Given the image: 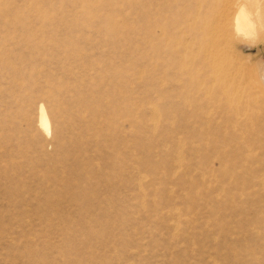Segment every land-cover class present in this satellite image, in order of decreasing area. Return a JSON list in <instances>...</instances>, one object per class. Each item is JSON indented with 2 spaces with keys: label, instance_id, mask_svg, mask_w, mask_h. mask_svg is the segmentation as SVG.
<instances>
[{
  "label": "rangeland",
  "instance_id": "374dc122",
  "mask_svg": "<svg viewBox=\"0 0 264 264\" xmlns=\"http://www.w3.org/2000/svg\"><path fill=\"white\" fill-rule=\"evenodd\" d=\"M197 5L0 0V264H264V28L228 105L167 38Z\"/></svg>",
  "mask_w": 264,
  "mask_h": 264
},
{
  "label": "bare ground",
  "instance_id": "6f19581e",
  "mask_svg": "<svg viewBox=\"0 0 264 264\" xmlns=\"http://www.w3.org/2000/svg\"><path fill=\"white\" fill-rule=\"evenodd\" d=\"M177 8L179 10V6ZM195 9L194 16L186 15L187 17L176 22L174 30L171 34H167V38L176 39L175 43L178 47L174 49L180 58V63L186 65L187 74L195 79L198 86L206 93L219 90L222 99L228 101L230 105L229 103L235 100L234 84L237 72L231 68L223 47L229 45L235 35L249 38L259 29L257 27L264 28V0H204V6L197 5ZM259 35L264 38V32L262 35L259 32ZM252 77L251 72L246 73V79ZM207 83L210 84L207 86ZM218 100L219 98L217 102ZM230 107L235 112V106ZM242 109L244 106L238 110ZM48 113L50 114L49 110ZM48 113L42 103L37 106L36 124L47 136L51 133L49 119L51 115Z\"/></svg>",
  "mask_w": 264,
  "mask_h": 264
}]
</instances>
